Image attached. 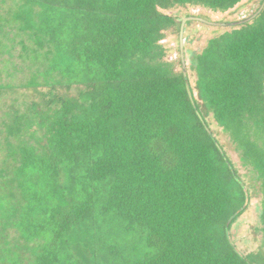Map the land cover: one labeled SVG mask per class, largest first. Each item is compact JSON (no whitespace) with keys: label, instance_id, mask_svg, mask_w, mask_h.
<instances>
[{"label":"trees","instance_id":"trees-1","mask_svg":"<svg viewBox=\"0 0 264 264\" xmlns=\"http://www.w3.org/2000/svg\"><path fill=\"white\" fill-rule=\"evenodd\" d=\"M243 1L0 0V264H264L212 129L260 182L264 245V0L190 55L194 81L168 14Z\"/></svg>","mask_w":264,"mask_h":264},{"label":"rangeland","instance_id":"rangeland-1","mask_svg":"<svg viewBox=\"0 0 264 264\" xmlns=\"http://www.w3.org/2000/svg\"><path fill=\"white\" fill-rule=\"evenodd\" d=\"M262 0H244L234 10L225 13L214 12L201 6L176 7L171 9L168 14L178 16L179 19L188 17L190 24L186 27V32L182 36L184 48L187 50L185 56L184 69L191 74V80L194 81V74L189 68V59L192 53L202 51L208 40L212 37L229 31L231 27L217 25L220 23H236L245 18H249L259 8ZM233 27V26H232ZM235 27V26H234ZM167 50L165 60L176 62L177 70H181L178 64L180 54L178 51V35L169 34L162 42ZM183 54V51H182ZM212 129L220 142L225 147L230 158L249 189L252 200L249 209L239 218L232 229V236L238 249L242 252H248L258 249L263 245V234L258 230L260 225V202L262 199L260 192V182L251 168L244 166L240 160L239 153L230 141L229 136L212 123Z\"/></svg>","mask_w":264,"mask_h":264},{"label":"water","instance_id":"water-1","mask_svg":"<svg viewBox=\"0 0 264 264\" xmlns=\"http://www.w3.org/2000/svg\"><path fill=\"white\" fill-rule=\"evenodd\" d=\"M181 41H182V37H181Z\"/></svg>","mask_w":264,"mask_h":264}]
</instances>
